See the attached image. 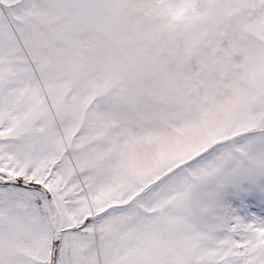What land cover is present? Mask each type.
<instances>
[{
    "label": "snow or ice",
    "instance_id": "snow-or-ice-1",
    "mask_svg": "<svg viewBox=\"0 0 264 264\" xmlns=\"http://www.w3.org/2000/svg\"><path fill=\"white\" fill-rule=\"evenodd\" d=\"M0 264H264V0H0Z\"/></svg>",
    "mask_w": 264,
    "mask_h": 264
}]
</instances>
